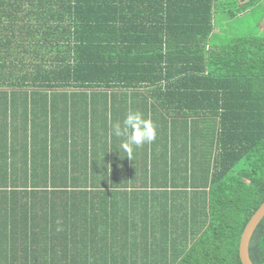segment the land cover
I'll list each match as a JSON object with an SVG mask.
<instances>
[{"label": "trees", "instance_id": "1", "mask_svg": "<svg viewBox=\"0 0 264 264\" xmlns=\"http://www.w3.org/2000/svg\"><path fill=\"white\" fill-rule=\"evenodd\" d=\"M259 3L0 0V264H242L264 199V29L213 27ZM130 109L157 129L132 160L112 135ZM248 253L264 264V215Z\"/></svg>", "mask_w": 264, "mask_h": 264}, {"label": "clouds", "instance_id": "2", "mask_svg": "<svg viewBox=\"0 0 264 264\" xmlns=\"http://www.w3.org/2000/svg\"><path fill=\"white\" fill-rule=\"evenodd\" d=\"M112 135L121 139L120 149L132 160L134 147L152 143L157 138V129L150 118H145L139 111L129 110L120 123L113 124Z\"/></svg>", "mask_w": 264, "mask_h": 264}, {"label": "rangeland", "instance_id": "3", "mask_svg": "<svg viewBox=\"0 0 264 264\" xmlns=\"http://www.w3.org/2000/svg\"><path fill=\"white\" fill-rule=\"evenodd\" d=\"M219 16L221 20L215 22V25L213 27L214 35L216 36L224 37L227 34H233L236 29L237 30L240 29L242 31H247L250 29V31L253 32H256L259 29V27L260 28L262 27L264 29L263 3H259L251 11L249 10L246 13L236 16L230 20L224 18L223 13H221V15L219 14Z\"/></svg>", "mask_w": 264, "mask_h": 264}, {"label": "water", "instance_id": "4", "mask_svg": "<svg viewBox=\"0 0 264 264\" xmlns=\"http://www.w3.org/2000/svg\"><path fill=\"white\" fill-rule=\"evenodd\" d=\"M263 215H264V200L249 217L240 234L239 242H238V255L242 264H253L248 253L249 240L251 234L253 233L255 227L257 226Z\"/></svg>", "mask_w": 264, "mask_h": 264}, {"label": "crops", "instance_id": "5", "mask_svg": "<svg viewBox=\"0 0 264 264\" xmlns=\"http://www.w3.org/2000/svg\"><path fill=\"white\" fill-rule=\"evenodd\" d=\"M143 235H145V234H143ZM142 238L144 239V236H142ZM150 238L151 237L149 236V239ZM154 238L155 237H152V239H154ZM122 257H124V258L127 257V259H133L134 258L137 262V263L135 262V264H150L151 261L153 264H166L165 259H167L169 261V263H171V261L174 260V256L169 255V254H168V257L166 256V258H165V256L164 257L163 256L162 257L151 256L149 252L147 254L145 252H140V251H136V250L132 253V255L128 254L126 256L125 251L122 249L121 253H120V257L117 261L118 264H121L120 260Z\"/></svg>", "mask_w": 264, "mask_h": 264}]
</instances>
